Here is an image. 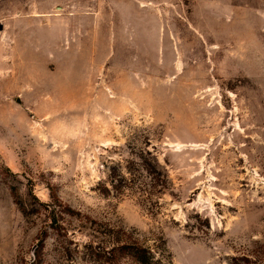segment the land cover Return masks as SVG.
<instances>
[{
  "label": "rangeland",
  "instance_id": "obj_1",
  "mask_svg": "<svg viewBox=\"0 0 264 264\" xmlns=\"http://www.w3.org/2000/svg\"><path fill=\"white\" fill-rule=\"evenodd\" d=\"M121 6L84 40H0V264H37L45 232L44 264H89L49 225L53 197L163 237L171 264H243L264 247V0ZM141 146L170 179L151 206L102 190Z\"/></svg>",
  "mask_w": 264,
  "mask_h": 264
},
{
  "label": "trees",
  "instance_id": "obj_2",
  "mask_svg": "<svg viewBox=\"0 0 264 264\" xmlns=\"http://www.w3.org/2000/svg\"><path fill=\"white\" fill-rule=\"evenodd\" d=\"M125 160V163L119 161L110 165L107 180L102 183V190L118 193L129 190L150 206L158 204V197L168 188L170 179L156 154L153 150L141 146L136 151L132 150L131 156ZM44 206L49 225L55 230L61 246L71 255L74 250L82 251L89 264L172 262V253L163 237L149 241V238L136 227L85 214L59 197H53L50 202H45ZM66 216L79 220V224L87 229L89 238L86 241L75 240L70 236V229L65 222ZM43 235L34 251L32 263L45 262L44 247L48 234L45 232ZM235 259L236 261L241 259L243 264H264V247L245 251Z\"/></svg>",
  "mask_w": 264,
  "mask_h": 264
},
{
  "label": "crops",
  "instance_id": "obj_3",
  "mask_svg": "<svg viewBox=\"0 0 264 264\" xmlns=\"http://www.w3.org/2000/svg\"><path fill=\"white\" fill-rule=\"evenodd\" d=\"M121 3L122 0H0V40H13L12 35L20 41L27 35L34 41L84 40L83 36L94 31L88 27L115 24L119 19L116 11L123 9ZM126 23H131V18Z\"/></svg>",
  "mask_w": 264,
  "mask_h": 264
},
{
  "label": "water",
  "instance_id": "obj_4",
  "mask_svg": "<svg viewBox=\"0 0 264 264\" xmlns=\"http://www.w3.org/2000/svg\"><path fill=\"white\" fill-rule=\"evenodd\" d=\"M0 27H1V25H0Z\"/></svg>",
  "mask_w": 264,
  "mask_h": 264
}]
</instances>
